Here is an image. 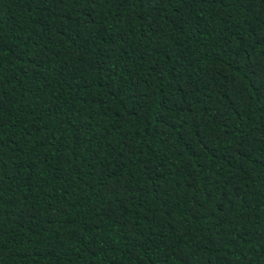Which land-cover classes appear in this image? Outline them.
<instances>
[{
	"label": "trees",
	"instance_id": "1",
	"mask_svg": "<svg viewBox=\"0 0 264 264\" xmlns=\"http://www.w3.org/2000/svg\"><path fill=\"white\" fill-rule=\"evenodd\" d=\"M0 264H264V0H0Z\"/></svg>",
	"mask_w": 264,
	"mask_h": 264
}]
</instances>
